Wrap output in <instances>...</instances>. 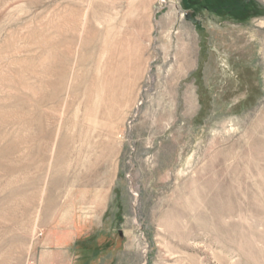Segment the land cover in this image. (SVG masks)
<instances>
[{
    "label": "rangeland",
    "instance_id": "rangeland-1",
    "mask_svg": "<svg viewBox=\"0 0 264 264\" xmlns=\"http://www.w3.org/2000/svg\"><path fill=\"white\" fill-rule=\"evenodd\" d=\"M0 264H264V0H0Z\"/></svg>",
    "mask_w": 264,
    "mask_h": 264
},
{
    "label": "built area",
    "instance_id": "built-area-1",
    "mask_svg": "<svg viewBox=\"0 0 264 264\" xmlns=\"http://www.w3.org/2000/svg\"><path fill=\"white\" fill-rule=\"evenodd\" d=\"M164 2V1H163Z\"/></svg>",
    "mask_w": 264,
    "mask_h": 264
}]
</instances>
